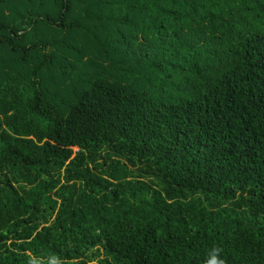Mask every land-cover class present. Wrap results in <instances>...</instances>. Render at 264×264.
<instances>
[{
    "label": "trees",
    "instance_id": "obj_1",
    "mask_svg": "<svg viewBox=\"0 0 264 264\" xmlns=\"http://www.w3.org/2000/svg\"><path fill=\"white\" fill-rule=\"evenodd\" d=\"M264 264V0H0V264Z\"/></svg>",
    "mask_w": 264,
    "mask_h": 264
},
{
    "label": "clouds",
    "instance_id": "obj_2",
    "mask_svg": "<svg viewBox=\"0 0 264 264\" xmlns=\"http://www.w3.org/2000/svg\"><path fill=\"white\" fill-rule=\"evenodd\" d=\"M222 250L219 248H215L212 250L210 254V259L207 261V264H225V261L220 258L219 253Z\"/></svg>",
    "mask_w": 264,
    "mask_h": 264
}]
</instances>
